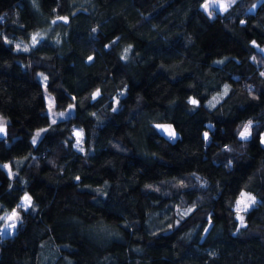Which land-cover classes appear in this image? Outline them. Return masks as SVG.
Returning <instances> with one entry per match:
<instances>
[{
	"label": "trees",
	"instance_id": "trees-1",
	"mask_svg": "<svg viewBox=\"0 0 264 264\" xmlns=\"http://www.w3.org/2000/svg\"><path fill=\"white\" fill-rule=\"evenodd\" d=\"M255 1L209 15L203 0H0V48L11 53L0 59V217L25 191L32 200L0 234V264H264ZM39 30L27 50L14 47ZM46 91L73 111L53 123ZM242 189L256 201L240 224Z\"/></svg>",
	"mask_w": 264,
	"mask_h": 264
},
{
	"label": "rangeland",
	"instance_id": "rangeland-1",
	"mask_svg": "<svg viewBox=\"0 0 264 264\" xmlns=\"http://www.w3.org/2000/svg\"><path fill=\"white\" fill-rule=\"evenodd\" d=\"M234 1H235V0H234ZM205 2H206V0H203V2L201 3V6H202V7H203V5L205 4ZM207 2L209 3V7H208V9H207L208 12H210V13H214V11H216V10H221L220 7H219V4H217V3H213L212 0H207ZM224 2L229 6L230 4L233 3V0H224ZM203 8H204V7H203ZM37 34H39V35L37 36V41H38V40H40V39L43 37V32L40 31V30H39V31H35V32H33L28 40H23V39H14V40H12L13 43H14V47H15L16 49H28L31 45L34 44L33 41H32V37H33L34 35H37ZM10 55H11V53H10L9 50H6V49H2V48H0V59H6V58L10 57ZM39 75H40V78H41L43 84H46V79H47L46 74H45L44 72L41 71V72H39ZM45 77H46V79H45ZM45 95H46V100H47V110H48V112H49V116H50L51 120H53V119L57 120L58 118L66 117L67 115H69V114L73 111V104H69V105H68L67 107H65V108L56 109V108L54 107V98H53V95H52L50 92H48V91H46ZM189 99H190L191 101H193V100L196 101V99H195L193 96H190ZM50 109H51V110H50ZM61 113H63V115H61ZM0 117H2L3 120H4V122H5V124H4L5 131H4L3 133H0V135H3V134L6 133V121H7V118H6L5 116L1 115V114H0ZM249 124H251V120H248V121H246V122L244 123L242 130L244 129V126H245V125H249ZM154 127H155L158 131L164 133V134L167 135V136L175 137V136L177 135V131H176V129L174 128V126L172 125L171 122H168V121H157V122H154ZM45 128H46V126H42V127L37 128L36 131H35V133H34V135H33V137L36 135V133H37L38 131H40V130H42V129L44 130ZM242 130H241V131H242ZM170 131H171V132H174L175 135H174V136L169 135V132H170ZM72 132H73V135H74V147H75L76 149H78V150L84 149V144H83V138H84L83 129H82L80 126H76V125H74V126L72 127ZM77 132L82 133L81 136L78 137V136L75 134V133H77ZM250 132H251V129H250V127H249V135H250ZM41 133H42V131H41ZM249 135H248V136H249ZM248 136H247V137H248ZM78 139L80 140L79 145H77V140H78ZM260 140H261V142L264 144V130H263V132L261 133ZM242 192L245 193V194H247L248 196L253 197L254 200L256 201V197H255L252 193H250L249 191H247V190H245V189H242V190L239 192V194H238V196H237V198H236V200H235V208H236V202H237L238 199H240V194H241ZM25 195L30 196L29 193H28L27 191H25V193L21 196V199H20V201H19L20 204H21V202H22V200H23V197H24ZM252 204H254V203H252ZM252 204H250L249 207H250ZM249 207H248V208H249ZM14 209H16V211L19 213V208H14ZM12 210H13V209H12ZM12 210H11L8 214H10V213L12 212ZM183 211L186 212L187 209H185V210H183ZM243 212H244V211H242V212L240 213V215L243 216ZM8 214H7V215H8ZM237 218H238V217H237ZM18 220H19V219H18ZM18 220L15 221V225H17ZM238 220H239V219H238ZM12 223H13V221H10V220H7V219H6V221L4 222V224H3V225L1 226V228H0V234L2 235V234H8V233H12V232H14L15 229H16V226H15V228L10 227V225H11ZM239 223L242 224L240 220H239Z\"/></svg>",
	"mask_w": 264,
	"mask_h": 264
},
{
	"label": "snow or ice",
	"instance_id": "snow-or-ice-1",
	"mask_svg": "<svg viewBox=\"0 0 264 264\" xmlns=\"http://www.w3.org/2000/svg\"><path fill=\"white\" fill-rule=\"evenodd\" d=\"M212 2L219 4V7H220L221 10H224V11L227 10L228 5L224 2V0H212ZM233 2H234V0H233ZM203 7L207 11V9L209 7V3L207 2V0H206L205 4L203 5ZM209 15H211V13H209ZM38 35L39 34L34 35L32 37V41H33L34 44L37 42V36ZM25 50H27V49H25ZM89 59H91V57H89ZM45 79H46V77H45ZM96 95H99V91H97L94 94L93 98H95ZM191 102L193 104L197 103L195 100H193ZM61 115H63V113H61ZM55 122H56L55 119H53V123H55ZM4 124H5V122H4L3 118L0 117V133H3L5 131ZM249 127H250V124L249 125H245L244 129L239 133V135H240V137L242 139H246L247 136L249 135ZM41 131H45V130L42 129V130H40V131H38L36 133V135L32 139V143L33 144H35L37 142V138H39V136L41 134ZM75 134L79 137V136H81L82 133L77 132ZM169 135L174 136L175 133L170 131ZM205 135H207V134H205ZM79 143H80V140L78 139L77 140V145H79ZM81 150H83V149H81ZM5 167H7V165H5ZM77 179H79V177H77ZM252 203H255V200H254L253 197L248 196L247 194H245L243 192L240 194V199H238L237 202H236V213H237V217L241 221V223H243L244 217L242 215H240V213L242 211H247L249 205L252 204ZM31 207H32V200H31V197L28 196V195H25L23 197V200H22L21 204L17 205V208H22L25 211H27ZM0 219H7V220H10V221H13V223L10 225V227L15 228V226H16L15 225V221L19 219V213L16 211V209H13L10 214H8L6 217H0Z\"/></svg>",
	"mask_w": 264,
	"mask_h": 264
},
{
	"label": "crops",
	"instance_id": "crops-1",
	"mask_svg": "<svg viewBox=\"0 0 264 264\" xmlns=\"http://www.w3.org/2000/svg\"><path fill=\"white\" fill-rule=\"evenodd\" d=\"M260 0H257V1H255V3H253L251 6H250V10H253L254 8H255V6H256V4L259 2Z\"/></svg>",
	"mask_w": 264,
	"mask_h": 264
},
{
	"label": "water",
	"instance_id": "water-1",
	"mask_svg": "<svg viewBox=\"0 0 264 264\" xmlns=\"http://www.w3.org/2000/svg\"><path fill=\"white\" fill-rule=\"evenodd\" d=\"M56 19H59V20H66V17H64V16H57Z\"/></svg>",
	"mask_w": 264,
	"mask_h": 264
}]
</instances>
